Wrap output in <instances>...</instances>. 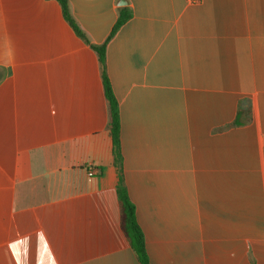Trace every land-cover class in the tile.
Returning <instances> with one entry per match:
<instances>
[{"label":"crops","instance_id":"crops-1","mask_svg":"<svg viewBox=\"0 0 264 264\" xmlns=\"http://www.w3.org/2000/svg\"><path fill=\"white\" fill-rule=\"evenodd\" d=\"M67 5L103 65L56 0H0V264H140L119 224L103 68L150 263L184 264L161 236L190 216V186L264 185V0ZM240 104L248 122L217 130Z\"/></svg>","mask_w":264,"mask_h":264},{"label":"rangeland","instance_id":"rangeland-1","mask_svg":"<svg viewBox=\"0 0 264 264\" xmlns=\"http://www.w3.org/2000/svg\"><path fill=\"white\" fill-rule=\"evenodd\" d=\"M241 105L238 125L249 120L241 114ZM255 175L254 179L234 180L254 184L190 186V216L184 218L183 228L180 219H175L169 235L163 229L161 239L172 248L170 252L175 255L183 251L184 264H264V185L258 173ZM205 199L207 206L209 200H217L216 217L204 216L211 212L200 210ZM177 258L174 264H181Z\"/></svg>","mask_w":264,"mask_h":264},{"label":"trees","instance_id":"trees-1","mask_svg":"<svg viewBox=\"0 0 264 264\" xmlns=\"http://www.w3.org/2000/svg\"><path fill=\"white\" fill-rule=\"evenodd\" d=\"M56 1L60 4L63 17L71 26L73 31L79 37L85 39L83 33L76 25L75 21L73 20V18L69 13L67 0H56ZM129 16H130V11L128 10V8L126 6H120L118 9V15L116 21L113 24L107 39L110 38L115 33V31L125 22V20L129 18ZM88 44L97 52L98 59L100 63L103 65L104 43L100 45H95L88 42ZM102 84H103L104 95L108 100L109 109H110V117H111L110 136L112 142V154H113V162L117 168V173H118L116 194L120 207V213H119L120 228L123 234L125 235V237L127 238L131 248L133 249L139 263L151 264L145 246L144 234L136 218L135 205L130 199L127 188L124 183L123 168H122V153H121V145H120V137H119V116H118L117 103L113 96V92L109 80L105 74L104 68L102 69ZM239 112H237L235 118L231 122L219 127L217 130H221L229 126H235L240 124Z\"/></svg>","mask_w":264,"mask_h":264},{"label":"built area","instance_id":"built-area-1","mask_svg":"<svg viewBox=\"0 0 264 264\" xmlns=\"http://www.w3.org/2000/svg\"><path fill=\"white\" fill-rule=\"evenodd\" d=\"M193 1H197V0H193ZM87 173H88V175H92L93 174V171H92V169H88V171H87Z\"/></svg>","mask_w":264,"mask_h":264},{"label":"water","instance_id":"water-1","mask_svg":"<svg viewBox=\"0 0 264 264\" xmlns=\"http://www.w3.org/2000/svg\"><path fill=\"white\" fill-rule=\"evenodd\" d=\"M119 4H123L122 1H119Z\"/></svg>","mask_w":264,"mask_h":264}]
</instances>
